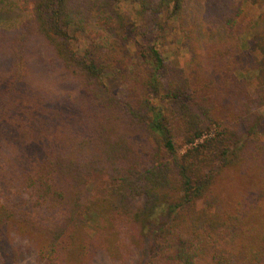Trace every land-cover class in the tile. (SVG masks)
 Here are the masks:
<instances>
[{
	"label": "trees",
	"instance_id": "1",
	"mask_svg": "<svg viewBox=\"0 0 264 264\" xmlns=\"http://www.w3.org/2000/svg\"><path fill=\"white\" fill-rule=\"evenodd\" d=\"M190 2L12 0L29 16L12 52L11 80L21 74L32 33L81 79L88 96L86 137L18 179L0 181V234L45 215L38 264L79 263L95 247L124 259L143 241L138 264H264V196L239 191L228 200L217 187L226 172L242 169L250 185L264 188V142L255 128L264 118L257 110L264 94L253 96L235 75L241 50L230 46V37L242 33L244 10L236 7L222 29L197 32ZM175 30L191 55L183 67L161 50ZM110 76L126 82L127 97L114 92ZM229 120L235 124L227 126ZM178 137L189 145L182 153ZM139 197L144 203L137 207Z\"/></svg>",
	"mask_w": 264,
	"mask_h": 264
},
{
	"label": "rangeland",
	"instance_id": "2",
	"mask_svg": "<svg viewBox=\"0 0 264 264\" xmlns=\"http://www.w3.org/2000/svg\"><path fill=\"white\" fill-rule=\"evenodd\" d=\"M11 3L12 0L7 6H0V30L5 36L0 41V181L3 184L24 175L40 159L88 135L85 86L79 77L64 68L42 37L31 33L26 38L28 44L24 49L21 74L11 80L17 72L12 52L21 47L18 35L27 32L24 24L29 16ZM123 5L134 19L131 6ZM238 6L244 10L238 17L242 33L230 37L233 52L241 50L238 52L235 75L253 96L260 92L264 94V91H259L264 88V0H191L188 11L197 32L204 31V28L215 31L223 28L226 18ZM177 32L175 30L165 35L161 50L169 62L183 67L191 55L183 37ZM134 44L131 41L128 48L135 53ZM107 82L118 96L127 97L125 81L110 76ZM257 110L259 114H264V106ZM234 124L233 120H229L227 126ZM255 128L264 142V118L255 120ZM144 137L140 136L143 143L146 141ZM246 137L244 134V140ZM177 146L180 153L189 147L183 144L180 137ZM248 178L242 169L230 170L223 179H219L217 187L223 188L228 200L229 194L239 191L247 193L248 197L261 199L264 188H261V184L250 185ZM143 203V197L135 201L137 207ZM44 221L45 215H32L20 223L14 222L13 226H6L0 234V264H38L37 245H42L46 240L42 229ZM33 226L37 228L33 229ZM95 228L96 221L91 219L88 229L94 232ZM145 245L143 241L142 247L134 253L125 251L126 258L119 260L95 247L84 261L74 264H138Z\"/></svg>",
	"mask_w": 264,
	"mask_h": 264
}]
</instances>
